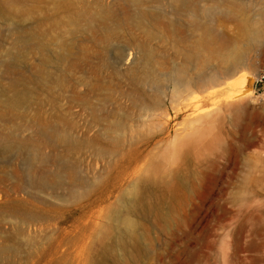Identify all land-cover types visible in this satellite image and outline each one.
Here are the masks:
<instances>
[{
	"label": "bare ground",
	"instance_id": "obj_1",
	"mask_svg": "<svg viewBox=\"0 0 264 264\" xmlns=\"http://www.w3.org/2000/svg\"><path fill=\"white\" fill-rule=\"evenodd\" d=\"M28 1L30 4L22 9L8 3H4L5 10L0 8V18L7 15L17 24L7 60L0 65L6 74L22 77L21 81L9 79L7 86L0 88V258L8 259L4 264H14L9 260L23 253L38 257L39 264H59L54 261L66 238L48 249L39 242L62 223L76 219L75 210H65L63 206L84 202L82 208L87 209L91 199L90 182L81 176L73 155L89 150L99 159L105 151L116 153L125 145L127 134L138 135L154 125L143 116L134 117L118 104L114 82L129 81L130 90L121 92L122 98L135 105L146 104L150 109L141 106L140 110L145 112L160 105L164 90H169L175 100L207 85V90L234 86L239 90L228 99L240 103L231 109L230 116L233 125L244 132L257 116L241 105L251 97L248 90L254 77L243 78L239 69L245 66L244 51L258 42L264 11H252L242 0H218L217 7L208 10L188 6L192 18L186 22L191 32L188 37L176 30L160 10L149 17L143 10L144 0H132L136 11L123 15L112 11L103 0H94L93 5L86 0ZM217 14L219 24H233V37L216 34L204 23ZM119 40L124 46L111 54L112 43ZM155 41L169 45L172 57L160 50L163 45L154 46ZM29 51L37 55V60L26 68ZM170 59H180L181 63L169 70L165 66ZM80 87H85L87 94H80ZM66 92H70V107L79 106L88 112L83 137L74 135L78 125L63 112L61 103ZM92 98H102V103L96 106ZM94 128H99L98 132L88 136ZM28 131L30 134L25 136ZM240 140L248 142L251 136L240 135ZM215 145L216 151L225 150L218 139ZM135 151L128 152L131 162L141 159V153ZM175 152V156L180 153ZM11 154L16 158H10ZM155 167L148 169L149 179L133 181L118 200V210L104 217L116 227L107 225L96 234L90 250L99 253L101 259L91 264H107L109 260L129 264L144 246L150 248L144 218L164 224L172 219L182 175L176 170L172 175L176 181L167 182ZM124 178L127 177L114 185L113 191L103 193L99 201L107 203L112 193L121 189ZM151 187L160 188L162 193L152 194ZM28 188L37 192L28 195L29 199L21 198ZM161 206H166L165 210ZM67 233L72 230L66 228L64 235Z\"/></svg>",
	"mask_w": 264,
	"mask_h": 264
},
{
	"label": "rangeland",
	"instance_id": "obj_2",
	"mask_svg": "<svg viewBox=\"0 0 264 264\" xmlns=\"http://www.w3.org/2000/svg\"><path fill=\"white\" fill-rule=\"evenodd\" d=\"M131 1L103 0V3L110 5L115 13L123 15L136 11ZM217 1L164 0L162 4H156L144 0L143 10L149 17L160 10L166 15L167 21L175 25L176 30L189 37L191 32L186 25V22L192 19L189 7L192 5L194 9L208 10L212 9V6L217 7ZM242 1L248 4L252 11H264V0ZM86 2L93 5L94 0ZM4 3L19 9L30 4L28 0H0L2 11L5 10ZM6 17L7 15H4L0 18L1 65L7 60V53L16 37L14 29L17 26L16 21ZM216 18H219L218 14L212 20H204V23L210 25L216 34L227 38L233 37L235 35L233 24L226 22L221 25ZM153 45L157 47L163 44L155 41ZM122 46L124 44L121 40L113 42L110 53L113 54ZM160 50H164L166 57H172L173 50L169 45H163ZM29 52L31 54L28 53L26 66L24 65L26 68L37 60V55ZM243 60L245 66L239 69L242 70L240 75L243 78L254 77L255 80L264 68V27L256 45L244 51ZM167 62L168 65L165 67L170 70L174 65L179 66L181 60L170 59ZM1 65L0 88L6 87L10 80H22V77L15 73L6 74ZM237 69L232 72H236ZM22 71L25 72L27 69L22 68ZM254 80L252 78L248 90L251 97L244 100L241 105H246L248 112L257 116L244 132L233 125L230 116L231 109L236 103H240L228 99L239 90L234 86L226 88L223 85L207 90L209 87L207 85L202 89H193L186 98L176 97L177 100L180 99L178 102L175 98L172 100L169 90H164L160 105L145 112L140 110L141 106L147 108L146 104L135 105L131 100L122 98L121 92L130 90L129 81H115L114 85L118 87L115 99L118 104L130 111L134 117L143 116L146 122H152L155 126L150 125L146 127L147 129H142L138 135L127 134L125 145L116 153L105 151V155L99 159H96L89 150L73 155L78 162L81 176L90 182L91 199L88 200L87 209L82 208L84 202L63 206L65 210H75L76 219L62 223L59 229L49 232L50 234L42 237L39 242L45 246L41 247L48 249L57 240L66 238L65 245L60 250L61 257L59 256L54 263L91 264L92 260H100V254L91 252L90 246L102 228L107 225L111 229L116 227L115 223L108 222L104 217L118 210V200L133 181L149 179L148 169L158 166L155 168L163 173L162 177L167 182L176 181L172 176L173 172L180 170L182 182H178L181 183L178 190L179 201L175 203L172 219L167 224L155 222L152 218H144L150 237V248L144 246L134 261L129 260V264H264V89L254 92ZM228 81L230 79L225 80ZM79 92L82 95L87 94L85 87H80ZM69 96L70 92L64 93L61 103L63 112L67 113L66 116L72 123L78 125L74 135L83 137L89 123L88 112L79 106L70 107L71 105L67 103ZM101 99L92 98L91 101L99 106L102 103ZM172 103L178 107H172ZM106 106L108 109L112 108L110 105ZM98 130L99 128H94L87 135L93 136ZM29 134L30 131L26 132L25 136ZM243 134L251 136V140L241 141L240 135ZM152 137L155 139L149 143ZM195 137L198 138L197 141ZM216 139L223 143L224 151H216ZM135 149L141 153V159L138 162H131L128 152ZM175 150L180 152L176 156ZM60 153L64 152L61 150ZM14 157L16 158L15 154L10 155V158ZM123 177L127 178H124L121 189L112 193L107 203L99 201L104 196L103 193L106 192L107 195L113 191L114 185ZM27 191L21 198L27 199L28 195L37 192L31 188ZM150 191L155 195L162 193L160 188L151 187ZM91 200L93 204L90 203ZM161 207V210L166 208ZM66 228H70L72 233L64 235ZM7 260L0 258V264ZM9 261L14 264H39L40 259L26 257L22 253ZM107 264L116 262L109 260Z\"/></svg>",
	"mask_w": 264,
	"mask_h": 264
},
{
	"label": "built area",
	"instance_id": "obj_3",
	"mask_svg": "<svg viewBox=\"0 0 264 264\" xmlns=\"http://www.w3.org/2000/svg\"><path fill=\"white\" fill-rule=\"evenodd\" d=\"M264 89V68L262 72L258 75V77L253 82V91H260Z\"/></svg>",
	"mask_w": 264,
	"mask_h": 264
}]
</instances>
